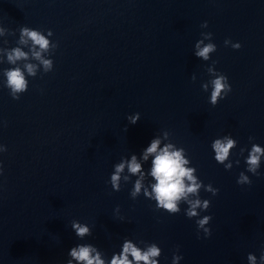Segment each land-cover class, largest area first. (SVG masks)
I'll use <instances>...</instances> for the list:
<instances>
[{"label":"water","instance_id":"water-1","mask_svg":"<svg viewBox=\"0 0 264 264\" xmlns=\"http://www.w3.org/2000/svg\"><path fill=\"white\" fill-rule=\"evenodd\" d=\"M25 27L58 45L44 54L52 71L31 57V41L20 43ZM202 33L217 48L208 61L195 56ZM15 48L29 59L10 64ZM213 62L231 86L216 105ZM28 63L37 66L34 77ZM15 67L28 81L18 100L4 75ZM225 137L236 144L220 164L212 144ZM155 139L160 149H183L202 185L188 200H209L207 211L189 218L184 200L178 213L158 207L154 156L143 159ZM253 144L264 148V0H0V264H68L81 244L95 246L107 264L125 240L141 249L155 243L159 264L174 255L178 264L259 260L264 156L257 175L247 171ZM133 156L143 179L126 164L113 189L115 167ZM241 172L250 185L237 183ZM204 216L212 217L207 238L196 223ZM73 221L91 235L77 237Z\"/></svg>","mask_w":264,"mask_h":264},{"label":"clouds","instance_id":"clouds-1","mask_svg":"<svg viewBox=\"0 0 264 264\" xmlns=\"http://www.w3.org/2000/svg\"><path fill=\"white\" fill-rule=\"evenodd\" d=\"M202 27L206 28L207 23L205 22ZM52 34L53 33L51 31H48L47 36H52ZM201 35L203 38L195 44V56L197 58H202L204 61H208L211 56L210 54L216 52L217 48L216 45L211 42V33H202ZM29 41H31L32 45V48L30 49L31 57L43 65L45 72L52 71L53 61L51 59H45L44 54L50 53V51L57 48L58 45L51 44L50 40L39 30H31L27 27L22 28L20 43L27 45ZM205 41H208V43H205ZM224 44L227 47L231 44V41L225 40ZM231 46L233 49L237 50L241 47L238 43L231 44ZM28 59V53L22 51L20 48L13 49L7 55L8 62L13 65L16 64L17 61H26ZM214 65L215 62H213L212 67L208 68V72L215 76V78L210 81V103L212 105H216L218 99H224L228 93L231 92V86L228 82V78L225 75L216 72ZM24 68L29 76L34 77L36 75V65L28 63L24 65ZM4 75L6 76L5 86L10 89L11 97L18 100L20 98L19 94L25 93L28 90V81L25 78L24 71H22L19 67H15L6 70ZM202 87L205 91H207L209 85L204 84ZM138 119L139 115L132 118L131 122L135 124ZM235 144L236 141L229 137L216 139L212 144V148L215 152L214 159L220 164H223L224 161L228 159L230 150L234 148ZM241 152H243V149ZM150 155L154 156L152 161L151 176L155 179L156 183L152 185V193L154 194L158 207L162 208L167 213H178L180 211L178 203L181 200H184L189 204V208L186 213L189 218L196 217L198 215L196 211L198 208L206 211L209 209V200L201 201L199 198L195 200H188L189 195L195 196L198 194L202 185L201 182H198L197 177L194 175L196 169L186 167L189 161L184 158L183 149L174 150L171 144L166 145L163 149H160V140L155 139L144 152L143 159L147 160ZM262 156H264V148L253 144L246 159L248 172L253 173V175L258 174ZM126 164L128 171L131 174L135 175L140 173L141 180L143 179L141 164L138 163L137 158L133 156L130 162H122L115 167V174L111 176V185L112 188L117 191L119 190V181L121 178L120 173L124 171ZM231 167V163L225 165L226 169H230ZM125 179H127V177H125ZM141 180H137L135 183L134 191L131 193L133 197H135L141 190ZM237 183L239 185H250L251 180L248 176L241 172ZM208 191H211L213 196H216L219 192L218 189L213 190L211 186H209ZM145 195L149 194L145 192ZM211 219V216H204L202 219L196 221L198 225V233L202 229L205 238L211 235L210 228L205 227L206 225H209ZM72 229L76 236L81 239L85 236L91 235L89 226L76 221H73ZM69 255L72 259L68 261V264H72L73 260H75L77 264H106V260L102 258L103 253L91 244H81L73 247L70 250ZM160 256L161 249L155 243L141 249L140 247L134 245L131 241L125 240L120 253L118 255H112L110 261H107V264H159L157 258ZM129 257H131V259H129ZM180 259H182V257L174 255L172 264H178ZM247 261L248 264H264V253L260 255L259 260L256 255L249 254L247 256Z\"/></svg>","mask_w":264,"mask_h":264}]
</instances>
